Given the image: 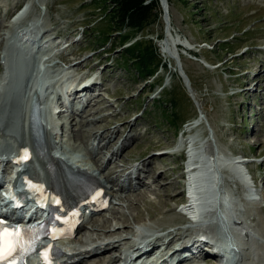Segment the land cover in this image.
<instances>
[{
	"label": "rangeland",
	"instance_id": "rangeland-1",
	"mask_svg": "<svg viewBox=\"0 0 264 264\" xmlns=\"http://www.w3.org/2000/svg\"><path fill=\"white\" fill-rule=\"evenodd\" d=\"M151 2L147 0L145 5ZM155 2L153 15L158 16L136 31L113 19L117 16L108 0H0V35L4 39L0 41V74L12 24L7 14L26 5L29 13L21 25L34 19L41 36L35 43L21 44L33 61L51 55L41 63L46 75L65 84L87 79L102 84L101 90L98 87L90 94L94 100L83 112H63L57 117L66 123L56 129L58 142L63 148H80L105 185V176L114 167L116 173L138 162L135 168L142 169L136 178L140 184H123L125 192L111 190L121 193L114 196L111 208L88 218L79 238L69 244H109L110 249L97 254L104 264L112 257L121 258L146 228L158 230L161 236L162 228L175 231L185 225L184 205L193 202L189 201L191 194L200 196L202 189L197 181L199 169L186 175L183 158L187 154L193 157L202 146L211 145L220 160L234 155L251 160L244 168L252 177L256 203L244 198L246 191L230 181L229 173L222 171L221 175L225 188L240 196L242 216L259 231L264 226V0H167L168 17L160 0ZM56 35L68 41L57 46ZM140 41L146 43L143 48L157 49L155 65L161 62L162 66L153 75L146 68L139 74L141 65H135V55L126 51ZM178 43L190 50L176 47ZM41 46L49 51H40ZM63 58L68 61L65 66ZM181 67L190 87L180 75ZM149 69L155 70L152 65ZM13 105L11 112L18 106ZM181 132L190 138L183 137L185 153L176 146ZM91 133L96 137L91 138ZM205 154L207 161L201 166L212 169L216 159L207 151ZM202 155L198 153V162ZM183 175L197 182L195 188L191 185L192 193L184 192ZM106 220L110 223L104 224ZM178 231L168 239L173 242L181 234ZM210 262L202 257L191 264Z\"/></svg>",
	"mask_w": 264,
	"mask_h": 264
},
{
	"label": "bare ground",
	"instance_id": "bare-ground-1",
	"mask_svg": "<svg viewBox=\"0 0 264 264\" xmlns=\"http://www.w3.org/2000/svg\"><path fill=\"white\" fill-rule=\"evenodd\" d=\"M162 1V3H163V5H164V8H165V10L167 11V13H168V4H167V0H161ZM38 30V29H37ZM3 37L0 35V41L3 43ZM180 44H182V43H178L177 45H176V47H180ZM3 45V44H2ZM1 45V46H2ZM186 46V45H185ZM1 48V47H0ZM181 72H182V75H184L185 76V78H187V80H186V83H187V85H189V87H190V79L187 77V75L185 74V72H184V70L182 69V67H181V70H180ZM255 77H257V78H255ZM254 78H253V80H257L258 79V77H260V75L258 74L257 76H255ZM93 81L94 82H96V80L95 79H93ZM260 81V80H259ZM258 81V82H259ZM261 82V81H260ZM68 86L70 85V84H67ZM100 86L102 87V84L101 83H99V84H97V83H95V84H93V85H86L85 87L87 88L86 90H88L87 92H94L95 90H96V88H100ZM191 89V88H190ZM100 90H101V88H100ZM23 91H22V89L20 90V94L16 97V99H15V102H16V104H18V106H16V108H14L15 110H19V103H20V101L19 100H21V93H22ZM76 95L78 94V93H75ZM77 98L74 96L73 97V102L76 100ZM92 100H94V99H90L87 103H89V102H91ZM79 103H80V101H79ZM12 105V107L14 106L13 104H11ZM2 109H3V107H2ZM53 110H56L55 108H53ZM84 110H85V108H84ZM84 110H82L81 112H83ZM86 112H87V110H86ZM85 114V113H84ZM86 115V114H85ZM81 116H83V115H81ZM81 119V118H80ZM82 122V121H81ZM84 123H82V125H83ZM81 125V124H80ZM84 127V126H83ZM90 133V132H89ZM186 134V133H185ZM47 136H48V138H50V134H48L47 133ZM90 137L92 138V137H96V135L95 134H90ZM183 137V136H182ZM184 138H186V136H184ZM111 141L112 140H109V142H108V145L111 143ZM198 141V140H197ZM15 142L16 141H14V139L12 138V137H7L6 135H4V134H2V133H0V145H3V144H6L5 145V148H9V147H14L15 146ZM87 144V143H86ZM185 144H186V141H184V139L183 138H181V140H180V142H179V147L181 148V147H185ZM106 146H103V148H105ZM203 147V150H204V152H206L207 151V153L209 154V155H211V156H213V154H212V148H211V145H207V146H202ZM202 147H198L199 149L200 148H202ZM4 148V147H3ZM2 148V149H3ZM107 148V147H106ZM114 148V147H113ZM208 148V149H207ZM48 149H49V154H50V156H51V159L53 160V161H55L57 164H59V160L58 159H56V157H54L55 156V154L56 153H58V150H57V147H54V146H52V145H49V147H48ZM100 150H101V152L103 153L104 151L102 150V148H100ZM201 151H203L202 149H200ZM199 150V151H200ZM5 151V150H4ZM200 151V152H201ZM117 152V151H116ZM98 155H99V153H98ZM97 156V155H96ZM206 156V155H205ZM220 157V156H219ZM217 158V164H218V166H219V168H222L223 167V165H222V162H223V160H220V158ZM99 158V157H98ZM224 160H228L229 162H233L234 160L232 159V158H224ZM96 161H98V160H96ZM108 162H106V164L108 165L109 164V160H107ZM97 163V162H96ZM193 164V163H192ZM107 165L105 166V167H107ZM193 165H195V166H197L196 168L197 169H199V166H198V163H195V164H193ZM192 165V166H193ZM191 166V167H192ZM100 169V168H99ZM196 169V170H197ZM114 170H115V167L114 168H112L111 170H110V172L108 173V175H106L105 176V180H106V182L108 183V184H110V183H115L116 182V178L118 177V176H120V174H122L123 172H124V170L123 169H121V170H119V171H116V173H114ZM101 171H103V168H101ZM195 170H193V172H194ZM221 171V170H220ZM228 173L230 174V172L228 171ZM46 174H47V180H46V188H49L50 186H51V184H52V176H51V174L46 170ZM114 175V176H113ZM247 176V175H246ZM54 183H55V187H56V190H57V192L58 193H60V194H62V198H63V200H64V204H65V207H66V209L67 210H69V211H72V212H74V225H77L78 224V217H77V215L75 214V210H73L74 209V206L76 205V204H78V205H81L82 204V202L83 201H86L89 205H92V206H96L98 203H97V201H96V199H94V198H91L90 196H88V195H85V194H83L82 196L80 195V193L78 192V190H80L81 188L79 187V186H77V185H74V183L71 181V180H69L68 179V177H65V176H60V177H58V178H55L54 180ZM139 185V184H138ZM198 186V185H197ZM193 187L195 188V184H193ZM251 187V186H250ZM126 187L124 186V185H121L120 186V191H122V192H125L126 191ZM197 189V188H196ZM228 191V193H230V190H227ZM104 193H106V192H104ZM169 197H171V196H169ZM172 198V197H171ZM182 201V200H181ZM184 201H186V198H185V200ZM160 202V201H159ZM190 205H192L193 207H192V209H191V206ZM188 204L187 206L186 205H184V209H186L187 211V213L186 214H193V212L195 211V207H194V205L193 204ZM154 211H156V210H154ZM192 212V213H191ZM158 213H156V215H157ZM194 217V216H193ZM207 217L209 218V219H214V216H212V214H209V215H207ZM207 217H204V220L206 221L208 218ZM150 218L152 219V218H155L154 217V214L152 215V216H150ZM186 218V217H185ZM207 218V219H206ZM208 219V220H209ZM110 222L108 221V220H106V221H104V224H109ZM223 225V224H222ZM224 226V225H223ZM146 228V227H145ZM166 229L167 228H162V229H160V232L162 233V235L161 236H156L155 235V232H156V234L158 233L157 231L158 230H154V229H148V228H146V230L143 232V233H139L138 235H137V237H138V242H137V244H136V246L134 247H131V246H129L128 247V253L130 254L131 253V251H133V253H140L141 251H147V250H149L150 248H154V250H156V249H158L160 246H159V243H161V242H166V245L168 246V247H170L171 249H172V247L171 246H173L175 243H177V242H179V241H181L182 240V236H183V230L184 229H182V227H179L177 230H180V231H178V232H180L181 234L179 235V233H178V236H176L173 240V242H172V240H170V239H168V238H170L174 233H172V232H175V231H177V230H175V231H173V230H167L166 231ZM250 229H252L251 227H250ZM144 230V229H143ZM243 230H245L244 228H243ZM253 230V229H252ZM78 231H79V226H78V228H77V230H76V232H75V239L77 240L78 238H79V234L81 233V232H79L78 233ZM207 231L210 233V235L213 237V238H218L221 234L218 232V229L216 228V227H214V225L213 226H210V227H208L207 228ZM254 232H258V234L259 233H263L264 234V226L262 227V229H261V231H259V230H253ZM77 233H78V235H77ZM138 233V232H137ZM136 233V234H137ZM171 233V234H170ZM185 233V232H184ZM177 235V234H176ZM151 236H155L156 238H155V240H151V241H149L146 245H145V247L144 248H142L141 249V251H139V247H141L142 246V244L144 243V240L143 239H145L146 237H148V239L149 238H151ZM250 235H248L247 236V239L246 238H244V240H243V242H245L244 243V246H247L253 239L251 238V237H249ZM187 237V236H186ZM185 237V238H186ZM255 238V237H254ZM147 239V238H146ZM167 239V240H166ZM75 240V241H76ZM141 241H143V242H141ZM184 241V240H183ZM184 243V246H181V248L179 249V252H175L174 254H173V256H180V254H195V256L197 255V256H199V257H196L195 259H200V258H202V257H204V258H208V260H210V258H209V256L210 255H208V253L207 252H205V251H207V250H209V247H208V244L207 243H205V242H197V241H193L192 239H189V240H186L185 242H183ZM163 246H164V243H163ZM110 247V245L109 244H106V243H101V245H99L98 246V248L96 249V250H98V251H96V250H94V252H89V253H85V254H83L84 255V257H82L81 258V261L80 262H78V264H80L81 262H87V264H88V262H94V263H96V264H104V262L103 263H101V258L99 257V255L97 256V254H98V252H100V253H102L103 251H105V250H107L108 248ZM169 248V249H170ZM110 249V248H109ZM160 249V248H159ZM96 251V252H95ZM102 251V252H101ZM181 251H184V252H182L181 253ZM149 253V252H148ZM238 254H240V253H237V255ZM82 255V256H83ZM128 258H130V256L128 257ZM127 258V259H128ZM174 258V257H173ZM112 260H109L110 262H109V264H111L112 262H115L117 259H114V257H112L111 258ZM162 259H165V258H162ZM195 259H193V260H195ZM192 260V261H193ZM192 261H187V262H185L184 264H191V262Z\"/></svg>",
	"mask_w": 264,
	"mask_h": 264
},
{
	"label": "trees",
	"instance_id": "trees-1",
	"mask_svg": "<svg viewBox=\"0 0 264 264\" xmlns=\"http://www.w3.org/2000/svg\"><path fill=\"white\" fill-rule=\"evenodd\" d=\"M107 2V0H105ZM110 1L114 9L112 13H115L113 19L117 18L122 24L128 23L136 31H142L144 25L151 22L152 16L157 17L158 15H153V11L156 8L155 0H152L151 4L145 5L147 0H108ZM145 41L137 42L133 47L126 49L127 52L134 54L135 57L132 58V62H136L135 65L140 64L141 68L138 69V73L142 74L143 68H146L149 76L153 75L160 66L161 62L155 65V60L158 58L157 49L153 47L143 48ZM153 66L155 70L149 71V67Z\"/></svg>",
	"mask_w": 264,
	"mask_h": 264
},
{
	"label": "snow or ice",
	"instance_id": "snow-or-ice-1",
	"mask_svg": "<svg viewBox=\"0 0 264 264\" xmlns=\"http://www.w3.org/2000/svg\"><path fill=\"white\" fill-rule=\"evenodd\" d=\"M23 159H28L29 154L25 150ZM34 190L39 191L38 188ZM44 235L51 239L61 238L51 232H44ZM40 243L39 231L31 227L20 229L19 227L9 228L3 222H0V264H22L25 256L36 252ZM58 250L49 247L42 249L38 255L43 258L44 264H54L55 253ZM20 257V259H17Z\"/></svg>",
	"mask_w": 264,
	"mask_h": 264
},
{
	"label": "water",
	"instance_id": "water-1",
	"mask_svg": "<svg viewBox=\"0 0 264 264\" xmlns=\"http://www.w3.org/2000/svg\"><path fill=\"white\" fill-rule=\"evenodd\" d=\"M224 163H225V162L223 161L222 164H224ZM214 166L219 167L218 164H217L216 162H215V165H214ZM205 177L207 178V179H206V182L209 183V182H210V181H209V178L211 177V174L209 175L208 173H205Z\"/></svg>",
	"mask_w": 264,
	"mask_h": 264
}]
</instances>
